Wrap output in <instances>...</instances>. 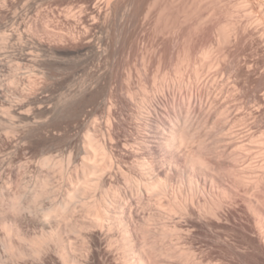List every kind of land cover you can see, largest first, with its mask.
Wrapping results in <instances>:
<instances>
[{
  "label": "bare ground",
  "instance_id": "bare-ground-1",
  "mask_svg": "<svg viewBox=\"0 0 264 264\" xmlns=\"http://www.w3.org/2000/svg\"><path fill=\"white\" fill-rule=\"evenodd\" d=\"M107 2L109 6L110 0ZM17 3L12 0H0V15L11 17L10 10L17 9ZM27 4L29 5V3ZM71 11L74 12V10ZM252 11L254 10L252 9ZM18 15L15 14L10 18L15 21L13 24L17 23L18 25ZM93 17L96 19L95 16ZM262 18L260 17V21L264 19ZM232 26L234 25L232 24ZM19 27L18 33L16 31L9 34L6 32L7 28L2 31L4 27L0 31L2 43L0 46L5 49L3 51L0 48V153L4 151L10 153L7 150L15 149L13 153L19 154L18 152L24 150L21 142L25 140L27 142L44 141L48 139V136L57 139V135L52 132L51 134L49 129L54 127L53 125L58 119H74L80 116L84 106L81 99L80 102L78 101L79 103L74 104L75 101H72L73 104L69 105L68 103V106H63L64 108H55L57 105L53 108L51 105L49 106L51 99L46 95L48 90L45 91L46 88L49 89V86L41 87L42 91H40L41 88L36 89L38 91L35 90L38 81L45 77L51 78L52 72H49L51 70L42 71L49 68L48 62L45 61L46 57L42 60L37 56L34 47L36 43L32 44L33 47L30 42L24 44L28 35L25 36L26 31L21 33L23 27L21 24ZM230 29L232 30V27ZM227 31L225 30L223 36H228ZM53 35L52 37L60 41L68 39L58 32ZM27 39L30 41V37ZM38 42L43 44L41 41ZM11 45L16 49L8 51ZM96 47L94 43L91 44V49H94L95 53ZM7 48L8 50H6ZM37 48L38 46H36ZM205 54L204 56H206ZM210 55L212 54L210 53ZM50 59L52 61V58ZM164 87L156 88L158 90L155 91L153 97L151 95V99H147L148 101H145L146 98L142 99L145 101V105L142 101L143 106H140L136 124V132L140 133L137 132L139 138L136 137L128 144L131 146V148L128 146L129 151L132 150L130 152L133 157L132 166L130 164L128 167L123 166L119 151L117 152V149L114 148L117 145L115 137L112 132L105 134L103 132L105 127L102 128L97 122L93 127L90 126L91 133H86L87 135H83V138H80L79 134H75L77 136L74 137L68 135L69 138L66 141H68L67 146L71 150L68 157L63 154H61L63 156L58 155L60 158L53 157V155L41 157V160H38L35 174L30 172L32 163L27 164L31 162L30 160L24 164L22 158H18L16 155L11 157L12 154H10V158L7 157L9 164L7 165L6 161V163L2 162L9 169L11 167L9 165L19 166L18 169H22L23 172V179L19 192L12 194L9 189L4 192L7 188L6 184L1 185L4 182L1 183L3 177L1 178L0 175V225L5 233H2L5 235V240L2 245L0 244V264H21L29 259L35 260L39 264H50L53 255L61 264H107L110 259L114 260V264H224L222 261L216 262L211 258L205 259L207 252L205 256H202L204 253L199 254L201 252L198 253L191 245L188 247L184 241L185 234L191 236L195 232V228L197 229V225H193V223H200L203 227L206 226L209 231L207 233L215 232L217 244L229 245L231 250L237 251L236 247L232 246L233 244L230 245L227 240L225 241L223 235L228 230L226 228V231L223 232L222 228H225V225L221 228L223 235L219 232L221 226H218L223 221L226 223L238 222L237 231L243 236L239 233L238 235L249 240L252 244L248 243L255 246V252L264 253L263 127L261 126L262 131L257 132L258 134L253 131H250L248 135L245 134L248 137L245 136V140H240V142L230 141L231 132L233 133L230 130L229 136L223 135L225 143L227 142L225 145L230 141L227 148L221 146L226 148L225 151L209 150L204 141L199 139L197 141L198 124L195 125L192 122L195 117L193 119L191 117L194 111L191 115L178 116L176 119L171 118V113L170 115L166 113L169 115L166 122L159 116L158 99L161 95L160 92L163 91V94L166 91L163 90ZM129 91L132 90L129 89ZM134 96L138 95L130 92L127 98L130 100ZM140 102L137 101V103ZM133 104L135 103L133 102ZM237 104L231 107L220 104L216 109L217 116L221 117L233 108L236 112L240 111L243 107L239 109ZM257 105L259 106L257 109H259L264 105V102L260 101ZM137 110H139L138 107ZM209 111L208 108L207 113ZM214 115L216 116V114ZM110 116L106 120V124L111 126L112 115L110 114ZM162 116L164 117L163 114ZM200 118L196 121L201 120ZM207 119L206 117L204 120ZM219 121L221 122L222 119H218ZM245 121V116L238 118V115L233 120L239 125L244 122L243 125L246 126ZM210 122L212 121L210 120L208 124ZM218 122H216L217 125H220ZM17 123H21V125ZM235 125L237 126V124ZM209 126L211 128L210 124ZM214 126L216 125L214 124ZM248 126L247 128H249ZM106 127L108 126L106 125ZM218 127L213 128L218 129ZM227 127L229 128V126ZM142 129L146 132L142 133ZM247 131L249 132L248 129ZM56 132L58 131L56 130ZM48 133L50 134L47 135ZM199 133L202 132L199 131ZM234 134L237 133L234 132L233 137ZM205 135L207 134L205 133ZM64 136L67 137V134ZM209 137L210 135H208ZM205 139L202 138V140ZM228 139L229 141H227ZM222 140L224 139L221 138ZM215 141L217 140L215 139ZM113 143L116 145L113 146ZM220 143L219 141L217 144ZM185 149L188 151L183 153L181 150L186 151ZM220 156L228 157V159L226 157L227 160L225 159L227 162L224 160L227 167L222 164L223 161H219L221 158L217 159ZM11 169L13 170L12 167ZM1 170L3 171V168ZM13 173L11 174L14 175ZM122 184L124 185L122 186ZM240 203L247 208L248 214H251L254 219V224L248 218H245L248 220L245 222V219L237 217L236 214L240 212H238ZM227 213L229 216L231 215L229 217L231 219L227 218ZM240 215L243 217L244 214ZM234 224L232 225L234 226ZM197 230L199 231V229ZM255 233L258 241L253 239ZM104 245H106V249L103 252L101 249ZM201 251L205 252V250Z\"/></svg>",
  "mask_w": 264,
  "mask_h": 264
},
{
  "label": "rangeland",
  "instance_id": "rangeland-1",
  "mask_svg": "<svg viewBox=\"0 0 264 264\" xmlns=\"http://www.w3.org/2000/svg\"><path fill=\"white\" fill-rule=\"evenodd\" d=\"M12 1L18 2V7L15 10H10L11 17L19 13V23L18 25L17 23L13 24L15 21L10 19L11 17H3L0 15L2 16L0 18V31L1 28L4 27L2 31H5L7 28L6 32L9 34L10 32L16 31V33H18L19 30L17 29L20 28L19 24H21L23 27L22 32H20L24 33L26 31L24 33L25 36L28 35L30 37L29 41L27 39L29 37L26 36L27 38L24 44H29L30 42L32 47L35 45L37 56L42 60L46 57V60H44L49 64V68L42 71L48 72L51 70L49 72H52V76L50 75L51 78L45 77V79L38 81L35 90L40 89L44 85V88H46V85L47 87L49 86V89L46 88L45 91L48 90L46 91V93H48L46 95L51 99L49 103L51 107L57 105L55 108H64L66 105L68 106V103L69 105L71 103L73 104L74 101V104L76 102L79 103L81 99V102H84V106L80 116L74 119H58L57 122H55L56 124L53 125L54 127H51L53 129H49L50 133L52 132L57 135V139L48 136V139L44 141L37 142L36 140L28 141V143L25 140L21 142L24 150L18 152L19 154L13 153L15 149H12V151L7 150L10 153L6 151L0 153V164L6 161L8 165L9 155L12 154L11 157L16 155L18 158H22L24 164L30 160L31 162L27 164L32 163V165H30V170L32 171L30 172L35 174L38 160L40 161L41 157L44 158L48 155H53V157L56 158H60V156L63 155H67L68 157L71 150H69L70 147L67 146L68 141L66 140H68L69 136L74 137L79 134L81 135L79 137L83 138V135H87L86 133H91L90 126L93 127L97 122L102 128L105 127V129H103L105 134L112 132L115 137L117 145L113 143V146L116 145L114 148L117 149H115L117 152L119 151L123 166L128 167L129 164L132 166L133 157L132 153H130L132 150L129 151L131 146L128 144L135 140L139 133L138 131V133L136 132V124L138 123L137 118L140 113V106H143V102L145 105V101L151 99L156 93L155 91L160 87L162 89L163 86L166 88H163V90L166 91H164L163 94V91L160 92L161 95L158 99L159 116L166 122L169 119L170 113L171 118L176 119L178 116L191 115L194 111L191 117L192 119L195 117V120L193 119L192 122L195 125L198 124L197 128L202 132L199 133L197 130V141H204L209 147V150H219V152L222 150L223 152L226 150V146H228L231 140H234L233 142H240V140L244 141L245 136H247L250 131L260 133L259 131H262V129L264 130V105L257 109L259 107L257 104L260 101L264 102V17L262 18L264 15V0H110L111 3L109 6L107 0ZM27 3H29V5ZM252 9L254 11H252ZM71 10H74L75 13H72ZM82 12L83 14H81ZM93 16H95L96 19H94ZM259 16L263 19H261L262 21H260ZM231 23L234 26H232ZM222 25L223 27H221ZM228 25L232 27V30ZM225 30H228L227 33L229 37L226 35L229 39L228 41L227 37H225V35L223 36ZM57 32L65 35L68 39L66 38L60 41L52 37L54 36L53 34ZM38 41L43 42V44L41 45ZM93 43L95 47L97 45L96 53L94 49H91V44ZM36 46H38L37 49ZM98 46H101L100 49H98ZM2 47L3 46H0L1 50L4 51L5 49ZM11 48L9 47V50L8 48L6 50L12 51L16 49L14 47ZM207 49H209V52H207ZM210 53L212 55H210ZM204 54L206 56H204ZM50 58H52V61ZM198 70L200 71L198 72ZM165 78H168L166 79L167 81ZM162 79L165 81L163 80V82ZM179 86L181 87L179 88ZM142 87H144V90ZM156 88L158 89L156 90ZM129 89L132 91H129ZM133 90L137 92L135 93ZM40 91H42V88ZM130 92L138 96H134L133 99L129 100L127 96ZM150 92L152 93L150 94ZM162 95H164V98L161 97ZM137 101L141 102L137 103ZM226 101L227 103H225ZM133 102L135 104H133ZM216 102H218L217 106ZM228 103L230 105H227ZM220 104L225 105V107H231L237 104L239 109L243 108L237 112L234 111L235 108H233L228 113L221 116V118L220 115L217 116L218 114L216 113V109ZM137 107L139 110H137ZM208 108L210 111L207 116ZM166 113H169V115ZM231 113L232 115H230ZM110 114L112 115L111 126L106 124V120H108ZM214 114H216L218 118ZM197 115H200L201 118ZM236 115H238V118L245 116L246 126L243 125L244 122H241V125L237 122H233ZM206 117L208 119L204 120ZM198 118L201 120L196 121ZM209 118L212 121L209 123L211 128L208 124L210 121ZM218 119H222V121H219V123ZM216 122L220 125H217ZM221 123L223 124L221 125ZM233 123L237 124V126ZM17 124L21 125V123ZM214 124L216 126H214ZM106 125L108 127H106ZM217 126H219L218 129H216ZM227 126H229V128ZM247 126L252 130L247 128ZM205 128L207 130L209 129V131ZM55 129L58 132H56ZM230 130L233 131V133H237L234 134V137L237 139H233V133ZM145 132L146 131L142 129V133ZM204 132L207 135H205ZM230 132L232 135L229 134ZM60 134H62V136H59ZM66 134L67 137L64 136ZM198 134L202 135L200 136ZM208 135H210L209 138ZM223 135L231 136L230 141L229 139L227 140L229 141L227 145H225L227 142L225 143L226 140ZM227 136L226 139L228 138ZM138 138L139 137H137V139ZM202 138L205 140H202ZM221 138L224 139L222 140L224 144ZM215 139L217 141H215ZM218 140L221 142L220 144H217L219 142ZM222 145L226 148L221 147ZM183 150H181L183 153L188 151ZM59 154L60 156H58ZM226 157L227 156H220L217 159L219 160L221 158L219 161H223L222 164L227 167L225 164L228 157L227 159ZM3 163L0 166V173L2 171L1 168H3L0 174L1 178H3L0 179L1 183L4 182L1 185L6 184L7 188L3 190L7 192L9 189V192H12V194L18 193L20 190V183L23 179L22 169L19 168V170V166L17 165L14 167L9 165L13 170H15L17 166L16 169L18 170H15L16 175L11 167L9 169V167ZM30 175L31 173L29 176ZM11 179L12 181H10ZM122 183L124 182L122 181ZM123 185L124 184H122V186ZM247 211V208L240 203L238 210L239 214L237 213L236 215L243 220L248 218V220L250 219L249 221L254 224L253 217L251 214H248L249 212ZM240 214H244V218ZM248 215H250V218ZM229 217H231V215L229 216L228 214L227 218ZM248 220L245 219V222ZM233 223H235L234 226L232 225ZM190 224L192 225V223ZM220 224L218 226H221L219 232L223 231L222 229H224L223 232H225L226 228L230 230L229 232L227 230V233H224L225 235H223V232L221 233L228 244H233L232 246L234 248L236 247L235 249L238 252L234 251L237 254L231 250L229 245L223 243L217 244L215 232L207 233L209 231L206 226H204L205 229L200 223H193V225H197L199 231L195 228V232H193L191 236L184 235L185 244H187L188 247L191 245L198 253L201 252L199 254L204 253L202 256H205L207 252L205 259L211 258L216 262L222 261L224 264H264V253L262 254L260 252V255L258 254L259 251L255 252V246L250 245L251 242L245 237V240L241 237L243 235L239 233L236 228L239 224L238 222L226 223L223 221V223ZM229 224L230 227H233L230 228ZM1 227L0 225V241H2L0 244L2 245L5 240V233ZM238 233L239 235L241 234V236H239ZM255 235L257 236L256 233L253 234V239H257L256 241H258V237ZM189 236L190 238H188ZM187 241L189 243H186ZM104 249H106V245H104L101 250L103 251ZM201 250H205V252ZM207 254L210 257H208ZM53 256L51 257L53 259H51L50 264H61L60 262L58 263V259L55 258L56 256ZM21 264L39 263L29 259L25 262L23 261ZM107 264H114V260L110 259L107 261Z\"/></svg>",
  "mask_w": 264,
  "mask_h": 264
}]
</instances>
